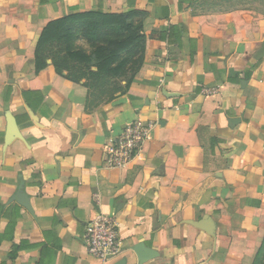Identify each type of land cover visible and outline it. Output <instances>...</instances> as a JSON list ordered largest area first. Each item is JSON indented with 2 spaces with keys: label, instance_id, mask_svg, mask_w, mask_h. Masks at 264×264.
I'll return each mask as SVG.
<instances>
[{
  "label": "crops",
  "instance_id": "crops-1",
  "mask_svg": "<svg viewBox=\"0 0 264 264\" xmlns=\"http://www.w3.org/2000/svg\"><path fill=\"white\" fill-rule=\"evenodd\" d=\"M261 6L0 0V264H101L83 242L98 214L122 237L105 264H253L264 242ZM95 9L146 12L145 46L128 90L86 108L87 90L50 61L35 73L34 52L46 23ZM137 121L154 124L150 140L107 168L106 147Z\"/></svg>",
  "mask_w": 264,
  "mask_h": 264
},
{
  "label": "trees",
  "instance_id": "trees-1",
  "mask_svg": "<svg viewBox=\"0 0 264 264\" xmlns=\"http://www.w3.org/2000/svg\"><path fill=\"white\" fill-rule=\"evenodd\" d=\"M146 16L144 11L110 14L95 9L75 12L46 23L35 46V73L45 69L50 61L57 75L82 84L87 90L86 108L98 105V100L104 96H107L106 101L114 99L117 94L128 90L131 79L141 66ZM79 39L88 43L89 52L77 46ZM52 47H57L58 57L53 55ZM67 64L78 67V73L65 76L64 72L71 73ZM92 95L97 100H91ZM263 263L264 242L253 261V264Z\"/></svg>",
  "mask_w": 264,
  "mask_h": 264
},
{
  "label": "built area",
  "instance_id": "built-area-1",
  "mask_svg": "<svg viewBox=\"0 0 264 264\" xmlns=\"http://www.w3.org/2000/svg\"><path fill=\"white\" fill-rule=\"evenodd\" d=\"M154 124L133 122L110 141L105 150L104 163L107 168H124L150 140ZM87 254L105 264L118 257L122 250V237L112 215L98 214L87 222L83 237Z\"/></svg>",
  "mask_w": 264,
  "mask_h": 264
},
{
  "label": "rangeland",
  "instance_id": "rangeland-1",
  "mask_svg": "<svg viewBox=\"0 0 264 264\" xmlns=\"http://www.w3.org/2000/svg\"><path fill=\"white\" fill-rule=\"evenodd\" d=\"M233 1V0H231ZM242 1H248L246 3H241ZM253 0H235L233 3H228L229 0H201L202 6H206L204 8V11L208 12H216V13H224V12H229V11H237V10H243V9H248L251 11H260L261 10V5L263 0H255L256 4L252 2ZM77 46H80L81 48H86V50L89 48V45L86 41L79 39L76 42ZM57 47H52V52L55 57H58L57 55ZM61 55V53H59ZM68 67L70 68L71 73L68 74L67 72H64L63 74L65 76H73V73H78V67H75L72 64H67ZM84 81V80H83ZM107 97V96H106ZM105 96L101 97L98 102L102 103L107 100ZM91 100H97V97L95 95H92ZM264 264V263H263Z\"/></svg>",
  "mask_w": 264,
  "mask_h": 264
},
{
  "label": "water",
  "instance_id": "water-1",
  "mask_svg": "<svg viewBox=\"0 0 264 264\" xmlns=\"http://www.w3.org/2000/svg\"><path fill=\"white\" fill-rule=\"evenodd\" d=\"M262 56H264V41H263L262 47L259 51V57H262Z\"/></svg>",
  "mask_w": 264,
  "mask_h": 264
}]
</instances>
